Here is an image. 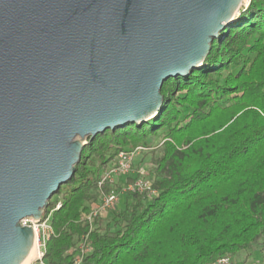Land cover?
<instances>
[{
	"label": "trees",
	"instance_id": "trees-1",
	"mask_svg": "<svg viewBox=\"0 0 264 264\" xmlns=\"http://www.w3.org/2000/svg\"><path fill=\"white\" fill-rule=\"evenodd\" d=\"M160 93L154 117L87 139L43 209L52 228L45 264H74L85 235L80 264H215L264 243V0H250L202 65ZM159 133L154 193L127 192L112 224L82 219L109 190L108 181L98 186L108 164Z\"/></svg>",
	"mask_w": 264,
	"mask_h": 264
},
{
	"label": "water",
	"instance_id": "water-1",
	"mask_svg": "<svg viewBox=\"0 0 264 264\" xmlns=\"http://www.w3.org/2000/svg\"><path fill=\"white\" fill-rule=\"evenodd\" d=\"M0 0V264H19L87 139L140 124L250 0Z\"/></svg>",
	"mask_w": 264,
	"mask_h": 264
},
{
	"label": "rangeland",
	"instance_id": "rangeland-1",
	"mask_svg": "<svg viewBox=\"0 0 264 264\" xmlns=\"http://www.w3.org/2000/svg\"><path fill=\"white\" fill-rule=\"evenodd\" d=\"M243 2L246 3V0H244ZM161 144L162 134L159 133L158 135L150 138L149 147H140V149H138L137 151L136 149L132 151L133 154L131 157L130 166L127 171L114 172L109 174V178L106 181H108L109 179L111 181L108 182L109 190L107 192H114L117 195V200L112 205V207H110L106 212L102 213L99 216L101 217L102 225L105 223L112 224L116 213L122 211L129 202V200L125 196L127 192L122 193L121 190L126 189L129 185L134 184L138 180L146 179L151 182V180L154 178L155 174L153 171V159L159 154ZM109 165L103 171V173L109 171ZM56 198L58 197L54 196L52 199ZM26 221L28 223V220ZM263 247L264 243L255 246L252 251V254L250 255H246L245 253L241 252L240 254L234 257L230 256L231 261L234 264H257L261 261ZM41 250V247H39L38 255L36 258L32 259L31 264H45V262L42 260V255L40 256Z\"/></svg>",
	"mask_w": 264,
	"mask_h": 264
},
{
	"label": "built area",
	"instance_id": "built-area-1",
	"mask_svg": "<svg viewBox=\"0 0 264 264\" xmlns=\"http://www.w3.org/2000/svg\"><path fill=\"white\" fill-rule=\"evenodd\" d=\"M140 149V147L136 148V151ZM133 152L127 153V152H120L118 156L110 163V169L109 171L103 173L101 175L100 181L98 183L99 189L101 188L103 182H105L109 178V174L114 172H123L127 171L132 157ZM111 180L109 179L108 182ZM151 182L146 179H141L136 181L134 184L129 185L126 189L121 190L122 193L128 192V191H139V192H146L147 194H152L154 191L151 188ZM117 195L114 192H101L98 202L92 204L90 210L88 213L82 215V219H85L91 223L93 222L94 218L97 216H100L102 213L106 212L112 205L116 202ZM60 206L59 203L56 204L55 208H58ZM28 220V223L27 221ZM23 220L21 224H28L31 225L34 229L36 241L39 244V247H41V254H43L44 250V244L46 240L49 238V236L52 234V228L49 223V216L45 218H40L39 220L34 219H26ZM86 238L87 235H85L82 238V241L78 244V252L74 260V264H80L83 255L88 251V247L86 245ZM215 264H234L231 261L230 256H224L220 259H218ZM257 264H264V247L262 248V258L261 261Z\"/></svg>",
	"mask_w": 264,
	"mask_h": 264
},
{
	"label": "bare ground",
	"instance_id": "bare-ground-1",
	"mask_svg": "<svg viewBox=\"0 0 264 264\" xmlns=\"http://www.w3.org/2000/svg\"><path fill=\"white\" fill-rule=\"evenodd\" d=\"M38 249H39V244L36 241V237H35V233H34L33 244L31 246L29 252L25 256V258L19 264H31L32 259L36 258L38 255ZM39 254H40V251H39ZM39 258H40V256H39Z\"/></svg>",
	"mask_w": 264,
	"mask_h": 264
}]
</instances>
